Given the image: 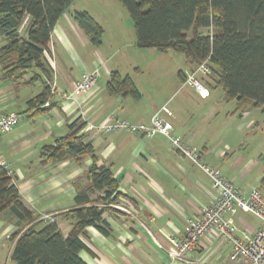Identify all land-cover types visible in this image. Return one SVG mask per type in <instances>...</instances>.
<instances>
[{
  "label": "crops",
  "instance_id": "obj_1",
  "mask_svg": "<svg viewBox=\"0 0 264 264\" xmlns=\"http://www.w3.org/2000/svg\"><path fill=\"white\" fill-rule=\"evenodd\" d=\"M108 1L113 2L92 0L90 6L83 1L81 5L72 2L74 8L69 7L59 18L44 52L47 63L52 58L55 64L54 68L49 66L48 82L42 76L32 84H23L32 73L17 84L6 82L0 70V114H20L19 124L0 136V160L11 170L21 204L31 215V220L21 216L16 207L0 213V264H16L11 258L16 241L12 235L29 228L40 229L46 224L40 220L41 215H50L63 237L71 232L77 183L86 184L84 175L92 164L91 157L49 163L41 152L44 146L68 134V126L74 122L84 125L79 135L92 145L96 165L110 169L119 193L103 213L109 235L87 227L80 237L86 249L79 252V258L85 264H167L169 237L182 238L185 218L211 205L214 197L209 178L172 149L166 138L122 131L97 133L86 123L99 125L114 116L131 124L148 125L151 117L166 106L171 116L161 117L173 125L175 136L201 153L207 165L219 169L242 191L259 189L264 152L259 149V155H255L244 148V134L259 125L264 113L252 108L238 110L235 101H228L224 92L216 91L218 87L210 77L206 80L207 99L182 87L195 66L185 59L175 64L171 51L137 48L124 13ZM77 11L87 12L103 28L99 47H93L74 22L72 13ZM103 13L108 15L106 24L100 22ZM117 13H121L125 26L113 17ZM128 34L131 39L125 41L123 37ZM100 64V77L93 89L80 96L77 103L65 105L62 93L73 89L82 72ZM114 71L132 80L139 99L108 92L107 83ZM45 85L51 89L49 106L29 107L27 102ZM232 219L236 236L252 234L259 228V221L250 214L237 212ZM229 251L230 246L212 234L201 240L200 248L187 260L172 264H237L228 260Z\"/></svg>",
  "mask_w": 264,
  "mask_h": 264
},
{
  "label": "trees",
  "instance_id": "obj_2",
  "mask_svg": "<svg viewBox=\"0 0 264 264\" xmlns=\"http://www.w3.org/2000/svg\"><path fill=\"white\" fill-rule=\"evenodd\" d=\"M74 0H0V70L3 81L18 83L32 73L29 85L44 76L51 79L44 52L53 28ZM128 13L139 49L180 54L192 66L208 60L210 80L221 88L237 109H260L264 113V0H116ZM77 26L93 47L102 43L103 28L84 11L72 13ZM194 67V68H195ZM107 90L135 100L140 94L128 76L110 74ZM51 97L50 86L27 102L44 107ZM83 124L68 126L69 133L44 146L46 162L68 159L78 162L90 156L92 164L77 183L72 230L63 237L56 222L40 229L29 228L16 239L11 258L16 264H85L79 252L86 247L80 237L87 227L108 236L103 219L105 206L118 198L117 182L109 168L97 166L92 145L79 135ZM264 166V156L262 157ZM264 195V174L259 189ZM16 207L31 220L23 207L14 178L0 168V213Z\"/></svg>",
  "mask_w": 264,
  "mask_h": 264
},
{
  "label": "built area",
  "instance_id": "obj_3",
  "mask_svg": "<svg viewBox=\"0 0 264 264\" xmlns=\"http://www.w3.org/2000/svg\"><path fill=\"white\" fill-rule=\"evenodd\" d=\"M51 68L55 67L54 61L48 58ZM100 64L90 70L82 72L79 81L69 93H62L61 100L65 105L77 103V99L89 93L97 84L100 77ZM210 76L208 60L197 65L185 78L182 87H189L201 98L209 97V89L206 80ZM46 103L44 107H48ZM78 111L83 112L80 106ZM165 114L171 116L166 106L160 108L150 119L148 125L131 124L128 121L118 120L109 116L99 125L86 123L87 128L97 133L126 132L134 135L152 138L162 136L167 139L172 149L177 151L192 164L198 167L210 180L213 191V202L202 208L195 216L185 218L183 237H169V246L166 249L168 263L185 261L188 256L195 253L201 244V240L210 235L225 241L230 246L228 260L232 263L264 264V195L258 189L248 192L235 187L227 180L219 169L212 168L202 159L201 153L194 147L185 144L179 137L173 134L174 127L161 117ZM20 114L16 112L0 114V136L19 124ZM0 168L12 176V172L3 161L0 160ZM237 212L252 215L259 221V228L252 234L241 233L236 236V226L232 216ZM40 220L45 223H54L50 215H41Z\"/></svg>",
  "mask_w": 264,
  "mask_h": 264
},
{
  "label": "rangeland",
  "instance_id": "obj_4",
  "mask_svg": "<svg viewBox=\"0 0 264 264\" xmlns=\"http://www.w3.org/2000/svg\"><path fill=\"white\" fill-rule=\"evenodd\" d=\"M75 1H73V3H78L80 5L82 4V1H83V3L87 4L88 6L91 5V4H89V2H92V0H79V1L75 0ZM112 1L113 2H109V1L108 2L115 5L114 6V9L116 8V9H118V11H121V13H124L125 18L128 20V28L130 27V25L133 28L132 21H131L129 15H128V13L124 9V7H122L116 0H112ZM73 3L70 6L71 9L74 8ZM74 5H76V4H74ZM108 7L110 8V10H114L113 7H112V5H110ZM121 13L120 14L117 13L116 16H113V17L114 18L118 17L119 18L118 19V22H119V20H121L120 23H122V25L125 26V22H124L125 20H123V17L121 15ZM100 17H101V19H100L101 21L100 22H103V23L106 24V21H104V20H105L106 17H108V15L106 13H103V15H100ZM132 37L135 39L134 30H133ZM123 39L125 41H129L131 38H130V35L128 34V35H125L123 37ZM170 56H172V54H169L168 57H170ZM183 59L184 58H183L182 55H180V54H174V60H173V62L176 64L177 61H179V60L180 61H183ZM210 73H211V71H210ZM167 74L170 76L169 72ZM177 74H178V69L176 70V68H175L174 69V73H173L174 80H176ZM175 88H177V87L175 86ZM215 89H216V91L223 93V91H222L221 88H215ZM229 105H234V104H233V102H230ZM255 111H258V113H261L259 110H255ZM258 122H260L258 126H255L251 130H247L246 134H244V141H245L244 148H246L248 151H251V152L254 151V154L255 155H259V153H258L259 149L262 150V152H264V119L262 121H258Z\"/></svg>",
  "mask_w": 264,
  "mask_h": 264
}]
</instances>
